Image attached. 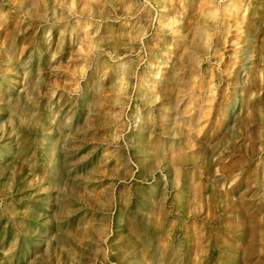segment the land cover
I'll list each match as a JSON object with an SVG mask.
<instances>
[{"label": "rangeland", "instance_id": "374dc122", "mask_svg": "<svg viewBox=\"0 0 264 264\" xmlns=\"http://www.w3.org/2000/svg\"><path fill=\"white\" fill-rule=\"evenodd\" d=\"M0 264H264V0H0Z\"/></svg>", "mask_w": 264, "mask_h": 264}, {"label": "bare ground", "instance_id": "6f19581e", "mask_svg": "<svg viewBox=\"0 0 264 264\" xmlns=\"http://www.w3.org/2000/svg\"><path fill=\"white\" fill-rule=\"evenodd\" d=\"M241 8V7H240ZM94 81V80H93ZM89 101V100H88ZM106 114V113H105Z\"/></svg>", "mask_w": 264, "mask_h": 264}]
</instances>
